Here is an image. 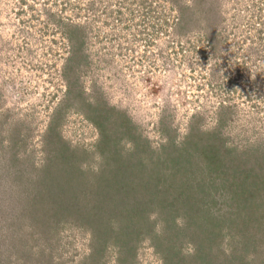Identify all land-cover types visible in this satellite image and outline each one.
Returning a JSON list of instances; mask_svg holds the SVG:
<instances>
[{
    "label": "rangeland",
    "instance_id": "rangeland-1",
    "mask_svg": "<svg viewBox=\"0 0 264 264\" xmlns=\"http://www.w3.org/2000/svg\"><path fill=\"white\" fill-rule=\"evenodd\" d=\"M0 264H264V0H0Z\"/></svg>",
    "mask_w": 264,
    "mask_h": 264
},
{
    "label": "trees",
    "instance_id": "trees-1",
    "mask_svg": "<svg viewBox=\"0 0 264 264\" xmlns=\"http://www.w3.org/2000/svg\"><path fill=\"white\" fill-rule=\"evenodd\" d=\"M221 152V153H220ZM217 153H219V154H222V155H225V156H228V154H227V151L226 152H224L223 153V150L222 149H219V150H217L216 152H215V155H217ZM215 155H214V158L215 159H211L210 161L212 162H216V161H219L218 159H216V157H215ZM162 162H158V164H161ZM184 162H181V163H177V162H173V163H171V165L170 166H172V168H173V166L175 167V166H177V165H179L180 167H182L181 169H182V172L186 175V173L184 172V169H186L185 168V165L183 164ZM229 166V168H231V163L230 164H228ZM46 167H51V164L50 163H46V165H45ZM223 166H226L225 164L224 165H221V167L223 168ZM46 167H43V169H48V168H46ZM141 169H143V168H141ZM234 173L236 174V175H238V171L237 170H235L234 171ZM182 174V173H181ZM55 177V176H54ZM54 177L53 176H50V177H48V179L46 178V177H43V178H41V179H39V182L40 183H43L44 181H46V182H50V181H52L53 179H54ZM232 177V178H231ZM231 177L229 178V182L230 183H232V184H235V180L237 179V177L238 176H233V174L231 175ZM243 178V177H242ZM245 178H246V176H245ZM181 179H183V182H182V180L180 181V182H182L181 184H184V190L186 189V188H192L193 186H191V184H192V181L190 180V178H189V176L188 175H186V178L185 177H181ZM223 181V180H222ZM45 182V183H46ZM58 183V182H57ZM59 184V183H58ZM157 184V182L155 181V185ZM180 184V185H181ZM179 185V186H180ZM193 185V184H192ZM195 186H197V184L195 185ZM228 186V185H227ZM222 190H223V188L222 187H220ZM58 189V188H57ZM54 193H56V196H58L59 195V192H54ZM53 192L51 193L52 195L54 194ZM156 193V192H155ZM159 193V195H166L167 194V192L165 191V193L164 192H161V191H159L158 192ZM222 193V192H221ZM223 194V193H222ZM106 195H107V193H106ZM105 195V196H106ZM250 195H254L255 196V193L254 192H252ZM56 196H55V198H56ZM60 196V195H59ZM104 196H101V199H103V200H100L101 202V204L105 201V199L106 198H103ZM106 197H108V196H106ZM156 197V196H155ZM248 197H250L249 195H248ZM243 199H245L244 197H242ZM199 199V198H198ZM248 198L246 197V199L245 200H247ZM106 202V201H105ZM150 202H151V200L150 199H147V200H144L143 202H142V204L143 205H149L150 204ZM67 207L68 206H66V207H63V205H60L59 206V209H54L53 211H51V210H49V209H47L46 211H50L51 212V215L53 216H55L56 214H59L60 212H62V211H66L67 210ZM128 210H130V209H128ZM136 209H133V211L131 212V213H133L134 211H135ZM142 210V209H141ZM139 211V213H142V211H140V210H138ZM59 212V213H58ZM60 217V215H58V218ZM237 233H240V232H237V230H236V233L234 232V235L235 234H237ZM231 237H233V234L231 235ZM240 237V236H239ZM248 239H246L245 241H247Z\"/></svg>",
    "mask_w": 264,
    "mask_h": 264
}]
</instances>
